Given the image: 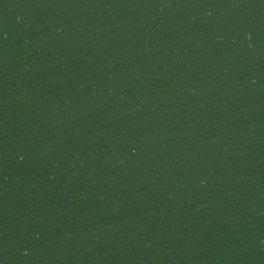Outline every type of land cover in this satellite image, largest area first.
Wrapping results in <instances>:
<instances>
[{
	"label": "water",
	"instance_id": "water-1",
	"mask_svg": "<svg viewBox=\"0 0 264 264\" xmlns=\"http://www.w3.org/2000/svg\"><path fill=\"white\" fill-rule=\"evenodd\" d=\"M0 264H264V0H0Z\"/></svg>",
	"mask_w": 264,
	"mask_h": 264
}]
</instances>
